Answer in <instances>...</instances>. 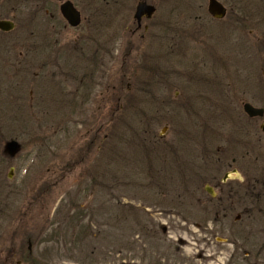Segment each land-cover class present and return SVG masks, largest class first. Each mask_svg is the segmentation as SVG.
<instances>
[{
  "label": "rangeland",
  "instance_id": "374dc122",
  "mask_svg": "<svg viewBox=\"0 0 264 264\" xmlns=\"http://www.w3.org/2000/svg\"><path fill=\"white\" fill-rule=\"evenodd\" d=\"M73 1L87 17L91 0ZM106 1L99 0L102 47L121 32L113 58L95 69L70 67L67 83L55 81L35 107L26 98L25 110L0 115L5 138L25 147L5 153L0 250L15 240L23 264H264V190L256 198L264 189V118L251 128L243 111V103L264 109V0H220L228 15L218 22L207 0H147L157 13L142 42L122 28H133L143 0ZM128 37L139 54H126L134 47ZM247 79L257 82V96L242 95L253 90ZM234 168L239 177L221 184ZM210 186L243 194L228 225ZM76 216L89 231L80 244L79 228L69 225Z\"/></svg>",
  "mask_w": 264,
  "mask_h": 264
},
{
  "label": "flooded vegetation",
  "instance_id": "af4514ba",
  "mask_svg": "<svg viewBox=\"0 0 264 264\" xmlns=\"http://www.w3.org/2000/svg\"><path fill=\"white\" fill-rule=\"evenodd\" d=\"M67 1L68 0H0V115L16 110H25L26 107L22 104V101L26 98L31 99V106H29V109L35 107L33 103L37 102L36 97H42L43 94H46L55 81L60 80L61 82L67 83L70 67L75 69L79 67V69H81L84 66L82 69L83 71L85 68H89L90 65L93 68L99 67L104 61L102 57L113 58L115 54V41L119 39L121 32L117 33V31L114 30L110 33V48L106 49L102 47V41L106 40L107 37H104V33H102L100 27L99 17L101 7L99 0H91L90 5L87 6L89 15L83 17L88 26L86 28L87 34L78 32L79 28H71L63 17L61 7ZM143 1L154 6L157 13L155 4L147 0ZM218 1L226 7L228 13V8L225 3L220 0ZM104 2L107 3L106 0H104ZM118 3L119 2L116 0L113 1V4ZM113 4L112 8L116 9L117 6H113ZM76 8L80 10L83 16V9L77 6ZM209 16L213 21L218 22V20L212 18L210 14ZM237 16L239 17V15ZM153 17L149 20L144 19L139 24L133 16V28L125 27L122 28V30L125 29V31H129L131 37L138 36L136 42H142L145 40L146 34L150 31L151 26L149 23L152 21ZM237 19L238 18L235 20L237 21ZM126 24L127 23H124L125 26ZM90 25H92V27H90ZM90 30L93 31V36L88 35ZM142 31L144 33L140 34ZM127 40H130L129 45H133L134 47L129 51L126 50V54L128 56H131L135 52L139 54V43L134 41L131 42L132 39H129V37ZM132 77L133 76H131L130 79ZM233 78L238 87V85L242 83V77L237 75L233 76ZM248 79L256 80L254 77ZM248 81L249 83L247 84H250L249 87L253 90L251 92H244L242 95L246 96L252 94L253 96H257L259 94L257 82ZM146 83L151 84L152 82L146 81ZM155 83H157L158 86L161 84L160 82ZM128 89L129 91L131 90L130 84H128ZM65 91L67 93V88ZM66 93H64V96H67ZM146 93L152 95L154 92L150 90ZM227 96L228 94L226 92V97ZM14 100L18 102H14ZM245 104L247 103H243V108ZM38 105L40 106L41 103H38ZM257 120H259V118L251 119L247 117V121L250 123L251 128L253 125L252 123H255ZM261 130L264 132L263 127ZM250 133H252V130H248V136L251 137L250 141L252 142L250 143L253 145L257 143L260 144V138H258L257 135L252 137ZM10 142L11 141L5 138L3 127L0 126V202H2L1 199L4 196L2 193L4 187L2 185L6 180L3 176L4 167L7 162L5 153L11 156L12 154H16L17 151H21L25 148L24 146L22 147L21 144H16L17 142L13 143V145H16V147H13ZM7 144L9 145L7 146ZM36 146L35 144L34 147L36 148ZM17 147L19 148L16 150L15 148ZM235 163H237V160L233 159L232 164ZM232 164L229 166H232ZM11 170L9 171L7 180L12 178H10V176H13V170ZM234 170L238 171L237 168L232 169V171ZM227 175L228 173L224 175L221 184H226L228 181L232 180L231 177L226 179ZM211 181L214 186H217L219 182L217 178ZM188 189L190 190L191 188ZM262 190L264 189L260 188L259 185V193L256 197L258 201L262 199ZM240 193L241 191L239 189L234 188L225 191H220L219 188L213 186L207 188V194L211 198L218 199L219 201L222 197L218 205V213L224 212L226 217L224 218L226 220L223 221L222 224L228 225V223L231 222L232 218H230V216L235 208L234 204L243 203V194L240 195ZM229 205L230 207H228ZM258 205L262 204L259 203ZM228 209L230 210L228 211ZM257 212L260 214V208L257 209ZM240 218L241 216L237 215L232 222L239 223ZM231 238V240L235 239L231 241L232 245H235L242 237L238 235ZM0 242H2L1 236ZM13 242L14 246L8 251L0 250V264H23V261L20 260L21 253L19 248L15 246L16 241L14 240ZM27 242L28 244L31 243L30 240ZM27 255H29L28 258H30L32 252L28 251ZM235 255L236 253L234 254L233 252L231 255L232 260ZM261 255L262 253L257 250L254 252L253 257L256 259ZM238 256L237 254L236 257ZM164 261L165 258L160 259V264H165L163 263Z\"/></svg>",
  "mask_w": 264,
  "mask_h": 264
},
{
  "label": "water",
  "instance_id": "95a60500",
  "mask_svg": "<svg viewBox=\"0 0 264 264\" xmlns=\"http://www.w3.org/2000/svg\"><path fill=\"white\" fill-rule=\"evenodd\" d=\"M61 10L63 16L67 19L70 25H72L73 27H78L80 25L81 15L74 8L71 2L64 4ZM154 13V7L148 6L146 3H141L137 8L135 18L136 20H138V22H141L142 18L144 17L152 18ZM209 13L215 19L221 20L226 16V9L217 0H209ZM244 111L250 118L264 117V109L255 108L250 104H246L244 106ZM233 173H236V171H234Z\"/></svg>",
  "mask_w": 264,
  "mask_h": 264
},
{
  "label": "trees",
  "instance_id": "16d2710c",
  "mask_svg": "<svg viewBox=\"0 0 264 264\" xmlns=\"http://www.w3.org/2000/svg\"><path fill=\"white\" fill-rule=\"evenodd\" d=\"M80 218L81 217H79V216H76V218L75 217H71V220H73V221L70 220L71 223L69 224V225H71L70 228L72 230H75V229L79 228L78 232L75 235V237H76L75 240L78 242V244H80L82 242V240H83V243H84V240L87 238V236L89 234V231H88L87 227H85V226L84 227L83 226L77 227L78 223L80 221ZM75 221H77V223H75Z\"/></svg>",
  "mask_w": 264,
  "mask_h": 264
}]
</instances>
